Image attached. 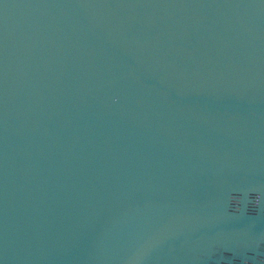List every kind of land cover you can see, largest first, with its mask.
<instances>
[{
    "label": "water",
    "instance_id": "obj_1",
    "mask_svg": "<svg viewBox=\"0 0 264 264\" xmlns=\"http://www.w3.org/2000/svg\"><path fill=\"white\" fill-rule=\"evenodd\" d=\"M0 264H264V0H0Z\"/></svg>",
    "mask_w": 264,
    "mask_h": 264
}]
</instances>
